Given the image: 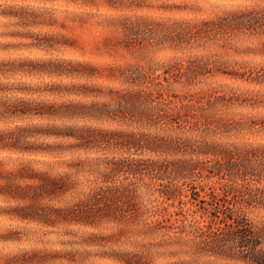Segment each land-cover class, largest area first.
Returning a JSON list of instances; mask_svg holds the SVG:
<instances>
[{"label": "clouds", "instance_id": "obj_1", "mask_svg": "<svg viewBox=\"0 0 264 264\" xmlns=\"http://www.w3.org/2000/svg\"><path fill=\"white\" fill-rule=\"evenodd\" d=\"M191 6L199 11L150 15L157 19L179 15L199 21L215 19L225 9L264 12V0H249L239 6L221 0H193ZM134 12L136 9L126 7L113 9L104 0H52L39 11L29 0H0V264H10L13 258L33 251L63 253L69 249L76 253L75 264H123L112 255L114 251L146 253L151 264H203L205 257L195 249L198 217L187 206L184 217L171 215L167 231H148L168 205L158 191L160 180L128 173L105 179L114 161L172 160L187 155L136 151L101 137L111 133L164 136L191 141L195 146L200 141L225 139L215 124H206V120L225 114L245 123L250 118H264V31L240 29L207 42L200 36L177 41L169 35L173 27L169 20L160 27L150 24L152 31L130 49H97L72 40L90 31L99 37H119L121 28L115 20L111 24L103 22ZM90 53L108 59L98 63ZM198 57L227 61L236 76L213 71L190 79L174 77L177 67L183 70ZM41 63L42 67H33ZM132 69L146 79L129 80L127 74ZM168 69L171 71L166 73ZM129 92L147 96V107L156 112L182 111V105L188 104L192 115L179 123L114 116L121 96ZM221 96H236L247 102L233 100L226 105L217 99ZM88 132H93L95 138L85 139ZM230 138L264 146V127L257 125ZM253 164L264 166V155L257 153ZM22 170L62 179L68 188L32 199V189L40 181L21 175ZM9 183L23 194L3 190ZM128 184L134 188L142 213L137 220L100 215L91 222H82L58 214L101 189ZM248 184L264 188V179L259 184L254 180ZM30 206L37 208L38 214L22 216L14 211ZM238 210L255 227L264 226V203L242 204ZM10 232H15L16 239L23 243L10 241ZM93 236L113 239L93 241ZM48 264L69 261L50 260Z\"/></svg>", "mask_w": 264, "mask_h": 264}, {"label": "rangeland", "instance_id": "obj_2", "mask_svg": "<svg viewBox=\"0 0 264 264\" xmlns=\"http://www.w3.org/2000/svg\"><path fill=\"white\" fill-rule=\"evenodd\" d=\"M52 0H29V4L37 11L41 6ZM113 9L126 7L136 9L133 15L127 14L117 18H107L103 23L111 24L113 20L119 24L121 35L112 37L101 35L94 31L84 32L72 40L76 43L83 41L92 47L130 49L141 43L146 32L152 31L148 26L155 24L157 27L172 21L173 27L169 35L177 41H187L194 36H200L206 42L215 39L218 35L246 29L252 32L264 31V12L257 10H228L215 19H201L199 21L182 18L179 15L157 19L150 13H187L199 11L193 9V0H104ZM225 4L244 5L249 0H221ZM82 23L86 22L83 19ZM195 28V32L192 29ZM174 33V35H173ZM99 38L98 43H96ZM72 46V45H70ZM223 46V45H221ZM92 55L93 60L104 63L108 58L103 55ZM209 64L212 66L209 67ZM43 63L33 65L42 67ZM90 71L94 68L89 67ZM171 69L166 70V73ZM217 72L222 75L235 77L236 74L229 70L227 61L210 60L207 57H198L189 62L181 70L176 68L174 77L183 76L190 79L195 75ZM243 75V74H241ZM127 78L133 82L146 79V76L132 69ZM164 79H167L165 74ZM148 96L151 93L147 94ZM159 95V93H158ZM219 101L230 104L233 100H241L236 96H221ZM147 96L139 92L125 93L121 96L118 106L113 110L114 116L129 120H168L173 123L186 122L192 115L191 105H182V111L156 112L147 107ZM208 103V101H206ZM50 111L51 108L49 107ZM226 112V108H225ZM205 123H214L218 133L225 137L222 141H200L195 143L187 140L173 139L164 136L140 135L128 133H111L101 137L106 141L134 149L136 151L148 150L152 152H181L187 158L181 157L172 160H118L113 162L110 178L116 174H147L160 180L158 191L168 202L167 207L161 210V218L158 219L148 231H167L171 227V215L184 217L186 206L191 209L193 216L198 217L195 225L196 252L205 257L203 264H264V226L255 227L238 210L239 205H252L264 203V188H252L248 181L254 180L257 184L264 179V166H256L253 160L257 153L264 155V146H252L248 141H237L230 137L238 136L245 130L259 125L264 127V118H250L246 123L237 120L232 115H222L219 119L206 120ZM95 138L93 132L85 134V139ZM204 157L206 159H196ZM21 175L29 178H37L40 183L32 189V199H37L41 194H55L67 190L68 185L62 179H50L44 175H37L28 170H22ZM187 189V191H185ZM6 191L20 193V189L13 184L5 185ZM23 194V193H20ZM172 209L170 215H163ZM14 211L22 216L36 215L38 209L34 206L18 208ZM65 218H71L82 222H91L97 216L103 215L115 218L128 217L137 220L142 213L136 201L134 188L131 184L119 187H108L95 192L86 201L77 204L74 208L64 211ZM183 223V221H182ZM191 227V226H190ZM122 234V233H121ZM7 238L15 243H23L17 240V234L10 232ZM119 239L117 235L115 237ZM93 241H107L112 236H93ZM112 255L123 261V264H151V258L146 253L118 252ZM67 260L69 264H75L76 253L67 250L36 252L23 254L13 258L10 264H48L50 260Z\"/></svg>", "mask_w": 264, "mask_h": 264}]
</instances>
